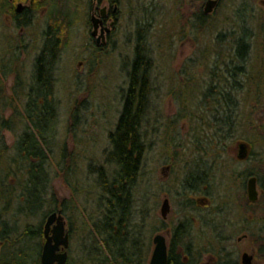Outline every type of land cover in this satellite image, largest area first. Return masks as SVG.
<instances>
[{"label":"rangeland","instance_id":"1","mask_svg":"<svg viewBox=\"0 0 264 264\" xmlns=\"http://www.w3.org/2000/svg\"><path fill=\"white\" fill-rule=\"evenodd\" d=\"M204 1L113 0V31L108 42L97 44L90 35L92 7L99 11L105 0H0V232L5 225L10 236L7 247L0 242V255L6 247L17 260L33 264L49 209L56 207L70 230L68 264H93L98 246L93 223L99 220L103 200L91 170L103 165L109 176V132L119 116L138 44L152 65L141 125L145 148L132 191L129 229L149 244V257L161 221L164 226L190 222L183 242L192 250L190 264H215L227 251L238 255L242 244L228 243L224 250L221 219L177 218L187 214L182 209L192 202L201 204L199 194L183 185L191 171L209 167L206 181L197 188L207 185L218 206L228 184L238 179V170L264 168V0H220L205 17ZM18 3L33 8V22L24 24L23 12L14 18ZM49 29L58 37L53 66L56 118L45 149L44 172L50 182L40 211L27 215L19 208L24 206L20 201L28 160L16 143L30 129L26 94ZM239 37L248 43L244 73L229 79L228 69L239 64L234 55ZM239 140L248 142L253 165L236 162ZM30 190V205H35L33 186ZM165 196L171 209L164 221L160 205ZM38 228L40 235L34 234Z\"/></svg>","mask_w":264,"mask_h":264},{"label":"trees","instance_id":"2","mask_svg":"<svg viewBox=\"0 0 264 264\" xmlns=\"http://www.w3.org/2000/svg\"><path fill=\"white\" fill-rule=\"evenodd\" d=\"M24 24H27V21H24ZM235 40L237 48L234 55L239 64L235 63L234 67L228 69L229 79L244 73L243 63L248 55L246 40L242 37ZM45 41L40 53L35 57L34 82L26 94L25 112L30 129L22 132L16 143L21 157L28 160V176L23 188V201H20L24 206L18 207L27 215H35L40 211L46 202L43 194L46 195V188L50 182L44 168L45 149L49 148L47 133L56 118L53 66L57 58L58 37L54 30L49 29L45 33ZM151 65V59L144 53V47L142 48L141 44L136 45L134 58L127 73V86L121 93L122 106L119 116L114 129L109 132L110 149L105 153V161L111 166L110 170L108 169L109 176L106 174L107 168L105 169L103 165H95L91 170L96 173V186L103 200L100 216L96 218L99 220L93 223L94 233L98 238L97 251L91 257L93 264H148L149 244L145 243L140 233H133V230L129 229V215L133 201L132 191L141 168L145 148L141 125L149 100ZM229 100L230 98L226 103L228 105ZM30 186H33L35 205H30ZM53 199L52 194L50 201L53 202ZM56 210V207L49 209L50 213ZM183 225L184 223L181 227L175 228L170 240L168 264H188L193 260L191 248L183 243L185 236H188L182 228ZM40 233L41 229L38 228L34 234L40 235ZM0 242L3 247H7L10 243L5 225L0 232ZM177 245L184 246L188 261H182L176 252ZM5 248L0 255V264H27L25 260H17L13 257V252L6 253ZM40 255L41 251L38 258L36 255L33 264H40ZM216 264L223 262L220 260ZM226 264L232 263L227 261Z\"/></svg>","mask_w":264,"mask_h":264},{"label":"flooded vegetation","instance_id":"3","mask_svg":"<svg viewBox=\"0 0 264 264\" xmlns=\"http://www.w3.org/2000/svg\"><path fill=\"white\" fill-rule=\"evenodd\" d=\"M104 3V15H100V10L98 11L97 6L92 7L91 17L94 16H101L102 26L98 31V39L92 37L91 32L90 35L94 42L103 41V43L108 42L109 37L113 31V24L116 20L115 8L111 9L110 4L111 0H105ZM207 1V0H206ZM206 1L203 4V11L201 12L202 16H206L210 13H205L204 6ZM220 0L216 1L213 10L218 7ZM18 5H21L18 8ZM43 9L39 11L41 12ZM26 14L27 22L32 21L34 10L30 6L25 9V7L18 3L15 8V13L13 14L14 18L16 19L21 13ZM33 22V21H32ZM45 33L47 32L44 31ZM43 32V33H44ZM45 35H43V46L45 43ZM58 45V43H57ZM42 46V47H43ZM42 49V48H41ZM41 51V50H40ZM246 144V149L248 148L249 144L247 141L239 140L238 141V149L240 148V144ZM240 151L235 156L236 162L243 164L249 161H252L251 165H253V158L251 159V152L250 155L245 154L244 158H240ZM209 167L204 166L202 171H191L187 178L184 179V187L187 188L192 193H198L201 200L199 202L200 205H195L193 202L189 203L191 205L187 206L186 210L182 209V212H187L190 217H187V214L184 217H179L177 219H221V233L220 238L222 245L224 246V250H227V244H231L234 246H239L242 244L241 248L238 251V255L240 252V259L237 258V251H234L236 256L232 252L227 251L225 253V258L221 260L223 264H226L227 261H231L232 264H243L242 263V256L247 254L250 259V264H264V168L259 167L257 171H250L248 169L238 170V173L235 174L238 179L233 182H230L227 186L226 191L224 192L223 198L218 203V206L214 205L210 198V192L207 185H204L202 189L197 188L200 184V181H206L204 178L207 175ZM210 170V169H209ZM195 173V174H194ZM250 179H253L256 189V199L250 200L248 197V182ZM197 188V189H195ZM200 189V190H199ZM168 203V210L166 215H163L162 212V205L164 201ZM198 203V201H196ZM186 203L185 205H187ZM171 205L167 196H165L162 200L160 205V219L164 220L168 218L170 213ZM214 209L218 211V214L214 213ZM197 214H196V213ZM196 215H194V214ZM213 214V216H211ZM66 221V220H65ZM189 221H179L176 225L172 226H164L163 221L160 222L161 226L156 228V233L154 234H161L166 239L167 250L169 247L170 240L174 234L175 228L181 227V224L184 223L182 226L184 232H189L190 225L188 224ZM190 223V222H189ZM163 230H165V234H163ZM153 236V237H154ZM237 236L236 241H234V237ZM153 243V238H152ZM184 246L177 245L176 252L180 255L183 262L188 261L187 253L185 252ZM217 263V262H216ZM215 263V264H216ZM210 264V263H209Z\"/></svg>","mask_w":264,"mask_h":264},{"label":"water","instance_id":"4","mask_svg":"<svg viewBox=\"0 0 264 264\" xmlns=\"http://www.w3.org/2000/svg\"><path fill=\"white\" fill-rule=\"evenodd\" d=\"M217 0H207L204 6L205 13L213 11L214 5ZM21 5H18L20 8ZM104 7L100 9V15H104ZM101 16H92V30L91 35L96 37L97 33L102 26ZM98 44V42H97ZM246 144H240V158H244L246 154ZM248 197L250 200L256 199V189L253 179L248 182ZM168 210V203L165 200L162 205V212L165 216ZM43 236L44 242L42 245L40 264H66L68 253L67 248L69 246V235L65 228L64 216L61 210L53 211L46 217L43 225ZM153 250L149 259L148 264H168L167 256V244L166 239L163 235L157 234L153 237ZM250 257L247 254L242 256L243 264H250Z\"/></svg>","mask_w":264,"mask_h":264}]
</instances>
